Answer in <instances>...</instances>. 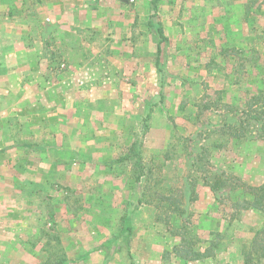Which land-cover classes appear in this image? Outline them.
Instances as JSON below:
<instances>
[{
  "label": "crops",
  "instance_id": "0c3cea01",
  "mask_svg": "<svg viewBox=\"0 0 264 264\" xmlns=\"http://www.w3.org/2000/svg\"><path fill=\"white\" fill-rule=\"evenodd\" d=\"M150 11V0H0V264H219L218 252L166 262L160 238L136 224L148 211L129 201L125 180L98 179L102 166L81 162L112 149L130 121L120 90L133 85L116 70L155 69L161 28ZM100 197L111 202L98 216Z\"/></svg>",
  "mask_w": 264,
  "mask_h": 264
},
{
  "label": "rangeland",
  "instance_id": "374dc122",
  "mask_svg": "<svg viewBox=\"0 0 264 264\" xmlns=\"http://www.w3.org/2000/svg\"><path fill=\"white\" fill-rule=\"evenodd\" d=\"M236 1L244 8L238 11ZM262 1L208 0L203 10L157 9L151 20L166 38L152 58L155 69L115 72L133 85L120 90L130 103L123 138L112 137V149L98 147L81 159L102 166L98 179L111 174L125 180L129 201L148 211L136 224L145 226L150 239L160 238L166 262H197L218 252L219 264H264V235L252 245L264 224V211L252 204L257 196L264 204ZM84 195L74 199L82 210L88 204ZM107 202L98 200V216ZM198 253L206 254L193 258Z\"/></svg>",
  "mask_w": 264,
  "mask_h": 264
},
{
  "label": "trees",
  "instance_id": "16d2710c",
  "mask_svg": "<svg viewBox=\"0 0 264 264\" xmlns=\"http://www.w3.org/2000/svg\"><path fill=\"white\" fill-rule=\"evenodd\" d=\"M158 2H159V0H150V3H151L150 19H152L153 17H155L156 14H157V11H156L157 9L156 8H157V5H158ZM159 33H160V36H161V41L158 42L157 47H156V54H157V56H159V53L161 51V47H160L161 42H163V40H165V37L162 34L161 29H159ZM262 35L264 36V29H263V34ZM155 63H156V68L158 70H160V68H159V60L156 59V62ZM127 157H128V155H125L122 158H120L119 160H124ZM136 177L138 178L139 177V174ZM262 199H263V196H261V197H258L257 196V197H255L253 199L252 204L253 205H257L259 208H261L264 211V204L262 203ZM130 232H131V228L129 227V229L127 230V232L122 234L123 239L126 238L125 236H128L130 234ZM125 234H127V235H125ZM261 235H264V224L255 232V238H254V240L252 242V245H256L255 244V241H256L257 237H259ZM205 254L206 253H201V254L198 253V254L194 255L193 258H200L202 256H205ZM261 256H264V251L261 253Z\"/></svg>",
  "mask_w": 264,
  "mask_h": 264
}]
</instances>
